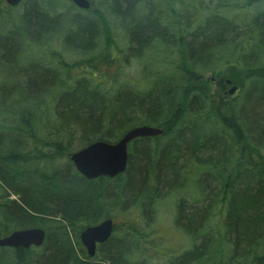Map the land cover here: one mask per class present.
<instances>
[{"label":"trees","instance_id":"trees-1","mask_svg":"<svg viewBox=\"0 0 264 264\" xmlns=\"http://www.w3.org/2000/svg\"><path fill=\"white\" fill-rule=\"evenodd\" d=\"M63 4L23 0L0 15V238L45 231L41 246L0 247V264H264V0ZM57 36L67 51L93 54L90 77L68 75L55 50L33 55ZM122 54L143 61L144 78H106ZM208 74L241 97L215 104L210 95L226 86L209 95ZM142 125L163 133L130 142L115 178L85 179L69 160ZM189 169L195 197L176 200L168 231L190 245L165 248L156 206ZM106 218L113 232L90 258L80 233Z\"/></svg>","mask_w":264,"mask_h":264},{"label":"water","instance_id":"water-1","mask_svg":"<svg viewBox=\"0 0 264 264\" xmlns=\"http://www.w3.org/2000/svg\"><path fill=\"white\" fill-rule=\"evenodd\" d=\"M22 0H5L10 6L17 5ZM80 9H89V0H70ZM236 87L229 90V94ZM163 129L155 126H136L126 132L114 143L95 141L76 150L69 155V160L75 170L85 179H95L101 176L115 178L127 169L128 145L138 138H150L160 136ZM114 229L112 219H105L94 226L86 227L80 233V242L87 255L92 258L96 253L98 244H102L110 238ZM45 239V231L40 228H26L10 232L0 238V247L28 249L31 246H41Z\"/></svg>","mask_w":264,"mask_h":264},{"label":"rangeland","instance_id":"rangeland-1","mask_svg":"<svg viewBox=\"0 0 264 264\" xmlns=\"http://www.w3.org/2000/svg\"><path fill=\"white\" fill-rule=\"evenodd\" d=\"M89 1L91 3V7L89 9H93V8L97 9L99 7L98 0H89ZM61 2L64 3L62 6L67 7L64 9H68L69 6H67V5L72 4L70 0H61ZM62 6H60V7L63 8ZM10 10L12 11V12H10V15H12V13H18V11L21 10V7H19V6H8V4L5 3L4 0H0V15H2L4 13L6 14V12L10 11ZM255 10H257V8ZM75 13H83V12H79V10L73 9L71 11V14L73 15ZM82 15H83L82 17L85 16V14H82ZM8 16H5L6 19H8L7 18ZM1 24H2V28H5V26H6L5 22H2ZM118 33H120V32H118ZM112 35L114 36V38H116V41L121 42L120 41L121 35H115L113 32H112ZM119 36H120V38H119ZM41 43L42 42H40V44ZM40 44L37 45L39 47L38 50L36 48H34L35 50L33 51V55H36L38 58L40 56H45L46 58H48L49 57L48 52L51 49L55 50V52L62 55L63 60H65L66 62H68L70 64L66 68L68 75H71L72 78L73 77L79 78L80 76L90 77L89 74L92 71L89 67H87L88 66L87 64H88L89 60L93 57L92 56L93 54L86 56V55H80V54H76V53L67 51L66 47L63 43V40L61 39L60 36H57L56 39L54 38L53 40H50L46 44H41V45ZM119 44H123V42H121ZM106 51H110V47H109V50L107 49ZM111 51H112V53H114L113 49H111ZM95 52L92 50L89 53H95ZM52 58H53V60L58 62L57 56H52ZM115 58L118 59L119 63L116 62L115 64H112L111 66H109L106 69V78H112V77L118 78V80H117L118 84L126 86L125 84H128V81L129 82L134 81L135 78H137V80H140L141 77L142 78L145 77L144 69H143V61H140L139 59H136V58L133 59V58L126 57L125 54H122L120 56V58H117L116 56H115ZM75 60H78L79 62L77 61L76 63H73V61H75ZM120 66L123 67V70L121 71V73H118ZM59 69L61 70V72L63 74L65 73V71L63 69H61V68H59ZM0 78H4L3 74L0 76ZM106 78H99V76H96L95 79L102 80V82H103V81H107ZM223 79H225V77ZM227 79H229V78H227ZM11 80H14V79H11ZM205 84L207 86V89H208V92L210 95L211 93H213L214 88H215V77L210 75V74L206 75ZM229 89H230V87L227 88V90H229ZM240 95H241V93L237 92L234 96H235V98H237V97L240 98L241 97ZM65 156H67V155H65ZM66 159H68V158L65 157L64 160H66ZM191 170L192 169L188 170L187 178L184 179L182 182L183 186L181 188H179V190L170 191V193L165 195L164 198L156 206L157 211H156L155 226L159 225L161 232L167 233L169 235V236H167L165 248H167L166 246H168L169 244H178L179 241L180 242L186 241V240H184V238L182 239L180 236H176L177 234L173 230L168 231V229L174 228L176 200L180 197H184L187 200H191L195 197L194 196L195 195L194 194V187H195V182L197 181V178H196V175L194 174V172L190 173ZM10 198L14 199L15 197L11 196ZM116 221L118 222V221H120V219L117 218ZM186 242H188V243L186 245L183 244V247H181V249L190 245L189 241H186ZM151 264H154V260L151 262Z\"/></svg>","mask_w":264,"mask_h":264},{"label":"bare ground","instance_id":"bare-ground-1","mask_svg":"<svg viewBox=\"0 0 264 264\" xmlns=\"http://www.w3.org/2000/svg\"><path fill=\"white\" fill-rule=\"evenodd\" d=\"M218 82L219 83H223V82L225 83L226 91H225V95L223 97H219L218 99L216 97H214V95H212V94L210 95L211 100L213 102H217L215 104L218 105L220 102H223V101L226 102V101H229V100L236 99L234 95L237 93L238 87L236 85H234L230 79H227V78L223 79V78L215 77V83H218ZM228 87H230V89H232L233 87H236V89H235V91L232 94H229V90L230 89L227 90Z\"/></svg>","mask_w":264,"mask_h":264}]
</instances>
